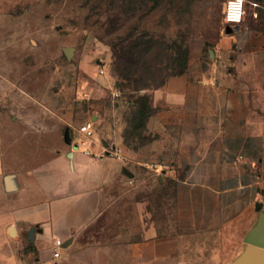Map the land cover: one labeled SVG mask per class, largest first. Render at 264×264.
<instances>
[{
    "label": "crops",
    "instance_id": "0c3cea01",
    "mask_svg": "<svg viewBox=\"0 0 264 264\" xmlns=\"http://www.w3.org/2000/svg\"><path fill=\"white\" fill-rule=\"evenodd\" d=\"M254 1L258 5H246L236 29L213 40L207 57L191 49L183 73L167 77L143 107L130 103L135 125L134 117L120 126L102 125L99 110L88 118L67 108L54 114V129L63 127V135L52 148L47 117L26 116L17 126L12 116L8 143L0 136V232L7 240L14 228L41 263H65L60 258L70 256L76 234L100 215L112 187L124 175L131 180L147 171L160 185L171 186L170 220L149 223L117 264L237 259L259 210L264 213V3ZM71 104L55 102V107ZM87 118L94 121L91 137L76 129ZM34 147L39 156L52 155L27 161L23 154Z\"/></svg>",
    "mask_w": 264,
    "mask_h": 264
},
{
    "label": "rangeland",
    "instance_id": "374dc122",
    "mask_svg": "<svg viewBox=\"0 0 264 264\" xmlns=\"http://www.w3.org/2000/svg\"><path fill=\"white\" fill-rule=\"evenodd\" d=\"M225 1L0 0V136L8 143L12 116L17 126L26 116L47 117L54 148L63 135V127L54 129V114L67 108L76 117L99 110L102 125L120 126L132 117L137 124L130 103L143 107L167 77L184 72L191 49L207 57L213 40L225 34ZM64 47L72 49L70 56ZM38 154L34 147L23 155L36 162L52 152ZM122 178L100 215L76 234L75 249L60 258L65 263L56 264L123 263L127 244L149 223L170 220L169 183L160 185L147 171ZM0 250V264H43L25 235L8 234L7 240L0 232Z\"/></svg>",
    "mask_w": 264,
    "mask_h": 264
},
{
    "label": "water",
    "instance_id": "95a60500",
    "mask_svg": "<svg viewBox=\"0 0 264 264\" xmlns=\"http://www.w3.org/2000/svg\"><path fill=\"white\" fill-rule=\"evenodd\" d=\"M236 28L237 26L225 25L226 32H230ZM63 51L66 56H70L72 49L70 47H64ZM64 139L67 142L69 141L68 128L64 130ZM122 171L129 176L132 175V172L124 166L122 167ZM14 232V228H10V234H14ZM32 232L33 227L30 228L29 239H32ZM244 241L246 243L244 251L231 264H264V213L261 210H259L256 223L246 234Z\"/></svg>",
    "mask_w": 264,
    "mask_h": 264
},
{
    "label": "built area",
    "instance_id": "2783aa9c",
    "mask_svg": "<svg viewBox=\"0 0 264 264\" xmlns=\"http://www.w3.org/2000/svg\"><path fill=\"white\" fill-rule=\"evenodd\" d=\"M252 5L257 6L258 2L251 0L249 1ZM238 3V0H226L224 4V9H223V22L224 24H228L230 26H234L235 24H239L242 22L245 16L246 12V0H242V2L239 4V9H238V14H239V19L238 20H230L229 17L233 14L237 13L236 9H233V5H236ZM79 131L83 133L87 137H91L94 133V121L92 119H87L84 121L80 126H79ZM85 153H91L90 149L87 147L84 149ZM116 156L120 157V153L118 150H116ZM59 251L56 249L53 251V256H58Z\"/></svg>",
    "mask_w": 264,
    "mask_h": 264
},
{
    "label": "clouds",
    "instance_id": "9594fccd",
    "mask_svg": "<svg viewBox=\"0 0 264 264\" xmlns=\"http://www.w3.org/2000/svg\"><path fill=\"white\" fill-rule=\"evenodd\" d=\"M242 2V0H238V3L236 4V10H237V13L235 14L238 18L236 20L239 19V14H238V9H239V4Z\"/></svg>",
    "mask_w": 264,
    "mask_h": 264
},
{
    "label": "snow or ice",
    "instance_id": "6c2138e0",
    "mask_svg": "<svg viewBox=\"0 0 264 264\" xmlns=\"http://www.w3.org/2000/svg\"><path fill=\"white\" fill-rule=\"evenodd\" d=\"M232 7H233V9H236V5H233ZM237 18H238V17H237L235 14H233V15H231V16L229 17L230 20H236Z\"/></svg>",
    "mask_w": 264,
    "mask_h": 264
}]
</instances>
